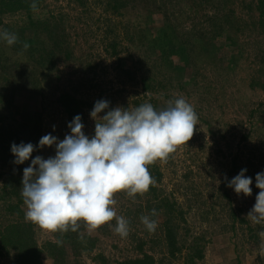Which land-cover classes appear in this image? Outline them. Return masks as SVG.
Returning a JSON list of instances; mask_svg holds the SVG:
<instances>
[{
	"label": "rangeland",
	"instance_id": "1",
	"mask_svg": "<svg viewBox=\"0 0 264 264\" xmlns=\"http://www.w3.org/2000/svg\"><path fill=\"white\" fill-rule=\"evenodd\" d=\"M112 1L38 0L37 12L3 17L19 44L12 48L3 39L0 42L9 48L8 70L16 79L12 95L6 90L0 98V128L12 129L33 110L40 130L34 141L27 133L19 135L24 144L35 146L29 160L19 165L11 152L15 140L0 137V197L5 195L0 199V229L16 220L6 211L7 205L17 202L14 196L8 199L7 176L23 179L24 168L36 156H55V145L39 148L43 136L51 134L62 141L71 134L70 122L55 102L60 95L71 94L86 103L82 123L89 138L95 134L90 113L97 101L109 102L103 116L118 106L134 108V100H151L161 110L169 100L183 97L197 113L198 125L187 144L166 162H156L161 173L155 184L159 196L155 199L146 192L133 200L117 193L114 207L118 216L130 221L128 236L115 234V219L92 232L81 222V234L94 239V245L77 254L67 247V261L123 264L145 253L154 264H186L188 249L198 247L203 258L194 264H264L260 235L264 223L246 219L260 191L255 177L264 173V0H126L118 13L111 10ZM30 20L48 21L59 34L61 48L50 66L40 65L37 53L30 59L22 48L32 41ZM113 42L115 55L110 54ZM46 45L50 49L51 41ZM148 69L155 72L156 86L160 82L168 86L144 95L140 80ZM242 169L252 179L251 196H238L227 186ZM162 197L176 202L175 210L182 211V218L175 214L169 221L176 227L181 248L174 257L164 236L168 223L164 211L152 217L158 223L154 232L140 220L156 209ZM21 209L25 212L26 206ZM31 224L38 247L53 238ZM81 240L87 247L88 240ZM140 243L142 252L137 248ZM43 258L42 264H52ZM0 264H16V253L10 250L0 256Z\"/></svg>",
	"mask_w": 264,
	"mask_h": 264
},
{
	"label": "clouds",
	"instance_id": "2",
	"mask_svg": "<svg viewBox=\"0 0 264 264\" xmlns=\"http://www.w3.org/2000/svg\"><path fill=\"white\" fill-rule=\"evenodd\" d=\"M30 9L39 11L36 0ZM0 39L12 46L18 42L15 33L2 30ZM24 51L28 43L22 45ZM109 109V102L97 101L90 113L95 123L92 138L83 132L81 116L77 115L68 124L69 135L62 141L47 134L39 140V148L55 145V156L44 159L36 156L31 165L24 168L21 196L26 206L24 219L49 233L77 232L80 223L89 232L95 231L115 219V234L126 238L130 221L118 216L114 207L117 193H125L133 200L143 195L156 183L148 166L157 161L166 162L177 149L187 144L198 125V116L193 106L180 97L169 100L161 110L151 103L134 108ZM35 146L21 143L11 146V152L19 165L29 160ZM242 169L231 181L229 188L239 196H251V177ZM227 181V177H225ZM255 186L260 191L256 203L246 219L253 224L264 223V173L255 177ZM155 209L150 215L140 217L149 232H154L158 223ZM264 237V232L260 233ZM58 246L62 240L54 239Z\"/></svg>",
	"mask_w": 264,
	"mask_h": 264
},
{
	"label": "trees",
	"instance_id": "3",
	"mask_svg": "<svg viewBox=\"0 0 264 264\" xmlns=\"http://www.w3.org/2000/svg\"><path fill=\"white\" fill-rule=\"evenodd\" d=\"M37 1L38 0H36V3H38ZM30 4L31 2L28 0H0V31L6 29L12 33V29L8 27L7 23H4L3 17L20 11H25L26 14H30L32 11L30 9ZM126 4V0H113L111 10L113 13H118L120 9L126 6ZM27 27H29L33 32L32 41L30 40L28 48L29 58L31 59L37 53V62L40 65L49 64L50 66L56 56L55 52L57 50L59 52L61 48V43H59L60 41L58 40L60 39L59 34L56 33L55 26L50 25L48 21L30 20L28 21ZM48 40L52 43L50 49L46 45V41ZM1 44L2 43H0V45ZM18 44L19 43H16L12 46V48H15ZM110 47V54L115 55L116 44L113 42ZM8 51L9 48H7V46H0V98L5 94L4 92H6V90H10L11 95L12 92H14V80L16 79L14 76L10 75L11 71L8 70ZM64 57H69L68 50L64 53ZM145 72H147L146 75H143L140 80L141 89L144 95L151 93L157 87L160 88L161 86V88H166L168 86L167 82H160L161 85L156 86L157 83L154 82L153 78L155 77V72L152 69H148ZM197 73L198 71H196V74ZM1 101L3 106L5 103L2 99ZM55 102L63 109L67 116V120L70 123L77 115L81 116V122H83L84 116L82 109L86 106V103H84L81 99H77L73 95L65 93L60 95ZM132 103L134 107H138L144 103H151V100H148L147 102L145 100H134ZM153 107L157 110L156 105H153ZM1 112L2 110L0 109V122L3 120ZM36 114V112L30 110L29 114L26 113V118L23 117L22 120L18 121L17 125H15L12 129L10 128L11 125H5V129L1 127V139H4V136H6L12 138V141L15 140V143H19L20 141L23 143V139H20L19 135H25L27 133L30 137L26 136L34 141L37 137V132L40 130L39 125H37L38 117H36ZM5 130H7V132ZM148 169L151 176L155 179L156 183H158L161 179V173L156 167V163L149 165ZM155 184L150 186L147 193H152L156 199L159 195ZM4 187L5 189L9 188L7 193L8 199H10L11 196H14L17 200L15 204H9L6 206L8 215L15 216L16 220L4 225L0 229V256L10 252L11 250L16 253V264H42L44 259L43 256L50 259L52 264H69L67 261V247H70L75 254L79 251H88L92 249L95 240L91 237L82 235L81 229L77 232L68 231L63 234L59 232L52 233L53 238L44 242L41 247H38L33 237V225L25 221L24 211L21 209V206L24 204L19 190V187L22 188V179L15 175L7 176V181ZM4 196L5 195L2 194L0 199L4 200ZM155 208L157 212L162 209L167 217L166 222L168 223L165 224L164 236L169 253L172 257H174L177 252L181 251V248L178 247L176 240V227L169 221L175 214L176 216L182 218V211H176V202L170 201L167 197H162ZM81 238L88 240L87 247L83 246ZM54 239L62 240V244L58 246L54 243ZM142 246L143 243H140L137 247L140 252H142ZM188 250L189 252L186 255V264H194L195 260H201L203 258L201 248L194 247L193 249V247H190ZM123 264H154V262L150 256L143 253L140 258L126 261Z\"/></svg>",
	"mask_w": 264,
	"mask_h": 264
}]
</instances>
